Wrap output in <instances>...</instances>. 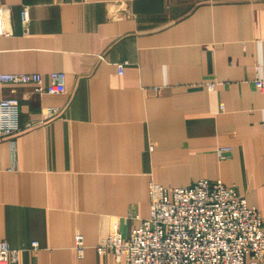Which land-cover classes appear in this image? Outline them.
Wrapping results in <instances>:
<instances>
[{"label": "crops", "instance_id": "1", "mask_svg": "<svg viewBox=\"0 0 264 264\" xmlns=\"http://www.w3.org/2000/svg\"><path fill=\"white\" fill-rule=\"evenodd\" d=\"M34 73L65 93L0 82L24 129L0 141L9 264H124L96 248L149 218L151 185L221 181L264 222V0H0V74Z\"/></svg>", "mask_w": 264, "mask_h": 264}, {"label": "built area", "instance_id": "2", "mask_svg": "<svg viewBox=\"0 0 264 264\" xmlns=\"http://www.w3.org/2000/svg\"><path fill=\"white\" fill-rule=\"evenodd\" d=\"M21 19L24 24L29 22L28 7L21 9ZM126 65H118L119 75ZM0 82L30 85L37 93H65L63 73H53L47 87L39 73L0 74ZM254 86L264 98V79H255ZM214 87L209 85L210 90ZM23 130L20 102L0 100V141ZM217 154L227 160L232 149L220 148ZM150 201L149 218L141 220L127 239L121 231V219H115L113 233L96 248L99 255L111 252L124 264H263L264 222L258 209L250 207L235 186L208 179L187 188L151 185ZM38 248V243L32 244L33 250ZM85 248L82 236H76L74 250L79 258L84 257ZM18 255L7 242L0 243V264L16 262Z\"/></svg>", "mask_w": 264, "mask_h": 264}]
</instances>
